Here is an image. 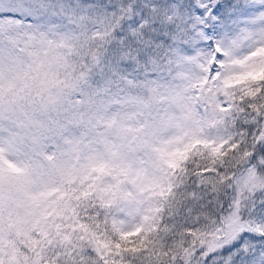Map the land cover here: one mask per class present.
<instances>
[{
  "label": "snow or ice",
  "instance_id": "obj_1",
  "mask_svg": "<svg viewBox=\"0 0 264 264\" xmlns=\"http://www.w3.org/2000/svg\"><path fill=\"white\" fill-rule=\"evenodd\" d=\"M0 264H264V0H0Z\"/></svg>",
  "mask_w": 264,
  "mask_h": 264
}]
</instances>
